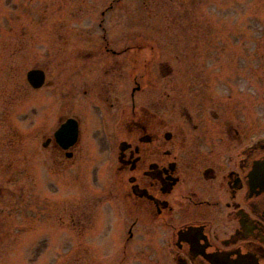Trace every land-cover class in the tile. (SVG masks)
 I'll return each instance as SVG.
<instances>
[{
  "label": "rangeland",
  "instance_id": "obj_1",
  "mask_svg": "<svg viewBox=\"0 0 264 264\" xmlns=\"http://www.w3.org/2000/svg\"><path fill=\"white\" fill-rule=\"evenodd\" d=\"M99 23L153 46L173 69V99L222 109L264 137V0H0V264H107L121 219L107 159L50 165L41 142L56 113L46 126L44 110L59 111L58 87L50 101L25 76L42 67L59 84L63 55L70 69L97 50Z\"/></svg>",
  "mask_w": 264,
  "mask_h": 264
},
{
  "label": "flooded vegetation",
  "instance_id": "obj_2",
  "mask_svg": "<svg viewBox=\"0 0 264 264\" xmlns=\"http://www.w3.org/2000/svg\"><path fill=\"white\" fill-rule=\"evenodd\" d=\"M99 26L96 51L70 69L63 55L59 84L42 67L30 68L43 71L40 87L26 81L33 90L49 89L50 101L58 87L59 111L49 101L44 110L46 126L56 113L41 142L50 165L70 171L82 169L86 157L107 159L112 207L121 219L102 259L264 264V137L222 109L173 99V69L150 52L153 46ZM2 205L0 186V219Z\"/></svg>",
  "mask_w": 264,
  "mask_h": 264
},
{
  "label": "water",
  "instance_id": "obj_3",
  "mask_svg": "<svg viewBox=\"0 0 264 264\" xmlns=\"http://www.w3.org/2000/svg\"><path fill=\"white\" fill-rule=\"evenodd\" d=\"M28 82L35 88L40 87L44 80V74L42 70L39 69H30L26 74ZM63 128H60L56 132V137L59 138L62 136Z\"/></svg>",
  "mask_w": 264,
  "mask_h": 264
}]
</instances>
